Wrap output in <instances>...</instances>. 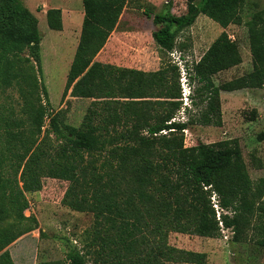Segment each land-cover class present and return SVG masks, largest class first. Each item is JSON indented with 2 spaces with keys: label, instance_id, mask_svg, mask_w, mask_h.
Masks as SVG:
<instances>
[{
  "label": "trees",
  "instance_id": "trees-1",
  "mask_svg": "<svg viewBox=\"0 0 264 264\" xmlns=\"http://www.w3.org/2000/svg\"><path fill=\"white\" fill-rule=\"evenodd\" d=\"M82 1L81 34L62 98L70 94L92 102L74 125L66 109L51 107L38 18L22 0H0V89L19 87L25 116L0 118V264H14L8 247L36 228V217L25 214L26 193L39 191L45 177L66 181L62 203L92 213L94 222L86 232L85 252L73 248L65 260L36 264L204 263L205 252L157 250L143 230L149 214L170 215L174 231L204 237H219L221 220L236 241L258 222V244L264 246V177L251 179L238 140L187 146L184 136L189 121L222 126V91L264 86V9L245 22L252 71L216 84V74L242 63L226 28L242 24L245 0H189L181 15L166 2L153 16V39L162 54L156 70L96 60L129 0ZM200 14L224 30L198 61L185 65L191 105L203 107L196 118L182 121L176 117L188 110L183 70L170 53ZM46 16L51 29H63L60 8H49Z\"/></svg>",
  "mask_w": 264,
  "mask_h": 264
},
{
  "label": "rangeland",
  "instance_id": "rangeland-1",
  "mask_svg": "<svg viewBox=\"0 0 264 264\" xmlns=\"http://www.w3.org/2000/svg\"><path fill=\"white\" fill-rule=\"evenodd\" d=\"M22 1L38 18L42 36V77L49 92L51 107L54 110L66 109L69 122L79 125L92 99L72 97L68 94L63 100L62 95L81 34L83 1ZM166 2L171 3L174 14L181 15L186 12L189 0H129L117 27L96 56V60L142 70L158 69L162 54L153 39V32L156 30L153 16L162 10ZM54 7L62 10L63 29L60 31L51 29L47 22L46 12ZM263 9L264 0H245L238 18L242 24H231L226 28L230 37L238 44L242 63L216 74L214 76L216 84L227 83L252 71V54L245 22L251 19L254 13ZM148 12L151 16L147 14ZM223 30L224 28L217 22L200 14L194 24L178 36L177 46L170 56L183 70L182 89L189 90L188 78L184 72L185 65L191 66L198 61ZM261 73L264 76V69ZM221 100L222 126H207L189 121L184 131L185 144L193 146L201 142L237 139L247 171L251 179L257 181L264 177V86L222 91ZM184 101L188 110L179 112L176 119L187 121L196 118L203 106H192L190 99ZM22 107L23 100L17 85L0 89V118L11 113L19 118H25L21 111ZM48 122L49 119H46L43 130L47 128ZM48 142L53 144L54 140ZM67 185L64 180L45 177L39 191L26 193L29 206L25 214L35 216L37 224L35 229L8 247L14 264L65 260L67 253L73 248L81 252L86 251V232L92 226L94 216L89 212L73 210L62 203ZM143 230L157 250L175 246L205 252L203 264H264V246L258 244L262 236L258 222L245 229L239 241L234 240L232 228H224L219 237L176 232L171 227L170 215H146L143 219Z\"/></svg>",
  "mask_w": 264,
  "mask_h": 264
},
{
  "label": "built area",
  "instance_id": "built-area-1",
  "mask_svg": "<svg viewBox=\"0 0 264 264\" xmlns=\"http://www.w3.org/2000/svg\"><path fill=\"white\" fill-rule=\"evenodd\" d=\"M181 79H182V77H181ZM189 91H190V90L187 91L186 89L183 88V99H184V100H185V99H189V94H190ZM184 102H185V104H186V101H184ZM212 202H213V206L215 207L216 212H217V219L220 220V215H221L222 209H221L220 206H219V203H218V197H217V195H216L215 193L212 195ZM220 225L222 226V231H223L224 228H223V225H222L221 220H220Z\"/></svg>",
  "mask_w": 264,
  "mask_h": 264
},
{
  "label": "crops",
  "instance_id": "crops-1",
  "mask_svg": "<svg viewBox=\"0 0 264 264\" xmlns=\"http://www.w3.org/2000/svg\"><path fill=\"white\" fill-rule=\"evenodd\" d=\"M54 8H57V7H54ZM81 16H83V14Z\"/></svg>",
  "mask_w": 264,
  "mask_h": 264
}]
</instances>
